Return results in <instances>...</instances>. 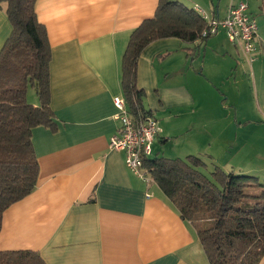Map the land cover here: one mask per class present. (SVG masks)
<instances>
[{
  "label": "crops",
  "instance_id": "1",
  "mask_svg": "<svg viewBox=\"0 0 264 264\" xmlns=\"http://www.w3.org/2000/svg\"><path fill=\"white\" fill-rule=\"evenodd\" d=\"M169 1L188 9L197 5L220 18L242 2L252 17L254 9L264 11L260 0ZM157 5L158 0L35 1L36 18L51 48L50 108L56 131L42 126L32 131L37 184L4 211L0 251H33L45 264H209L194 229L159 187L134 175L125 166L124 153L109 148L119 128L113 98L122 96L121 61L129 36L153 17ZM5 8L2 4L0 50L11 32ZM225 43L219 37L192 43L166 38L141 53L137 86L160 126L153 157L160 154L158 143L167 146L173 137L187 134L176 129L184 128V112L195 114L199 108L197 68L202 64L200 72L204 70L209 46L234 53ZM257 44L259 53L258 39ZM202 50L205 59L199 62ZM208 78L214 82L215 76ZM27 102L39 103L28 95ZM187 154L211 169L229 170L212 153Z\"/></svg>",
  "mask_w": 264,
  "mask_h": 264
},
{
  "label": "trees",
  "instance_id": "2",
  "mask_svg": "<svg viewBox=\"0 0 264 264\" xmlns=\"http://www.w3.org/2000/svg\"><path fill=\"white\" fill-rule=\"evenodd\" d=\"M36 0H0L11 32L0 50V230L4 211L36 187L39 166L31 135L34 128L56 131L50 108L51 48L35 14ZM264 10V0H260ZM205 23L179 2L158 0L128 39L121 61L122 96L136 120L151 115L137 86V64L152 42L177 38L206 41ZM33 88L38 105L27 102ZM155 117V116H154ZM156 119V118H155ZM157 120V119H156ZM158 122V121H157ZM153 154V153H152ZM151 157L143 166L182 221L194 229L209 264H264V182L254 176L212 169L200 158ZM0 264H45L33 251H0Z\"/></svg>",
  "mask_w": 264,
  "mask_h": 264
},
{
  "label": "rangeland",
  "instance_id": "3",
  "mask_svg": "<svg viewBox=\"0 0 264 264\" xmlns=\"http://www.w3.org/2000/svg\"><path fill=\"white\" fill-rule=\"evenodd\" d=\"M253 13L257 39L262 46L258 53L256 40V60L249 64L222 32L207 39L219 37L233 48L234 53L209 46L204 61L205 52L201 51L199 62L204 61V70L200 72V64L197 68V73L201 74L200 83L195 84L199 108L195 114L186 111L181 117L185 119L184 128L176 130L188 131L182 139L173 137L167 146L157 144L159 156L181 155L185 158L190 151L201 155L212 153L210 155L218 161L228 163V171L254 176L264 182V11L254 9ZM209 75L215 76L214 82ZM27 95L29 100L37 98L31 87L27 89ZM191 122L196 125L190 127Z\"/></svg>",
  "mask_w": 264,
  "mask_h": 264
},
{
  "label": "built area",
  "instance_id": "4",
  "mask_svg": "<svg viewBox=\"0 0 264 264\" xmlns=\"http://www.w3.org/2000/svg\"><path fill=\"white\" fill-rule=\"evenodd\" d=\"M192 9L205 23V29L201 33L203 38L214 37L223 32L230 43L240 48L248 63H254L257 52V25L254 17L248 13L246 3L230 6L222 18L207 14L197 5ZM113 105V118L119 122V128L111 136L109 148L123 152L128 170L143 182L150 183L143 160L151 157L153 152V143L159 133L158 122L153 114L136 121L129 113L123 96L113 98Z\"/></svg>",
  "mask_w": 264,
  "mask_h": 264
}]
</instances>
